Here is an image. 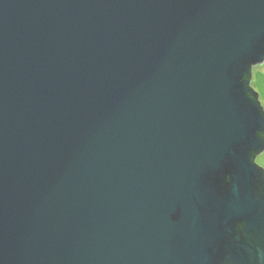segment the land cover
<instances>
[{
	"label": "water",
	"instance_id": "obj_1",
	"mask_svg": "<svg viewBox=\"0 0 264 264\" xmlns=\"http://www.w3.org/2000/svg\"><path fill=\"white\" fill-rule=\"evenodd\" d=\"M264 0H0V264H264Z\"/></svg>",
	"mask_w": 264,
	"mask_h": 264
},
{
	"label": "rangeland",
	"instance_id": "obj_2",
	"mask_svg": "<svg viewBox=\"0 0 264 264\" xmlns=\"http://www.w3.org/2000/svg\"><path fill=\"white\" fill-rule=\"evenodd\" d=\"M250 85L258 95V101L264 111V61L251 69ZM255 163L264 170V150L257 154Z\"/></svg>",
	"mask_w": 264,
	"mask_h": 264
},
{
	"label": "trees",
	"instance_id": "obj_3",
	"mask_svg": "<svg viewBox=\"0 0 264 264\" xmlns=\"http://www.w3.org/2000/svg\"><path fill=\"white\" fill-rule=\"evenodd\" d=\"M249 79H250V78H249ZM251 88H252V87H251ZM252 91H254L253 88H252Z\"/></svg>",
	"mask_w": 264,
	"mask_h": 264
}]
</instances>
